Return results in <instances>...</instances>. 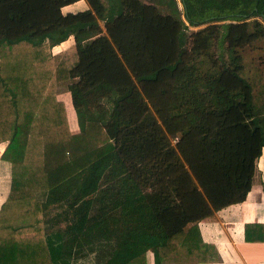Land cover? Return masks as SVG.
I'll return each instance as SVG.
<instances>
[{
	"label": "trees",
	"instance_id": "trees-1",
	"mask_svg": "<svg viewBox=\"0 0 264 264\" xmlns=\"http://www.w3.org/2000/svg\"><path fill=\"white\" fill-rule=\"evenodd\" d=\"M73 1L0 0V159L10 165L0 264H52L45 230L70 215L67 229L78 223L112 241L125 231L134 251L124 264H145L147 249L155 264L207 262L197 222L245 199L264 146L238 53L264 37V0H180L191 26L231 21L215 73L186 54L179 16L140 0H87L90 9L63 13ZM253 16L262 23L242 22ZM71 79L76 133L57 97ZM169 79L174 125L141 128ZM51 204L62 210L46 218Z\"/></svg>",
	"mask_w": 264,
	"mask_h": 264
},
{
	"label": "crops",
	"instance_id": "crops-1",
	"mask_svg": "<svg viewBox=\"0 0 264 264\" xmlns=\"http://www.w3.org/2000/svg\"><path fill=\"white\" fill-rule=\"evenodd\" d=\"M66 91L69 92L68 87ZM65 93L63 98H60L57 92V97L64 101L68 119L69 116L75 118L74 110H68L65 101L68 93ZM69 122L71 131L78 132V123L70 119ZM1 145L0 154L4 150ZM3 163L0 165V205L8 193L10 182V169ZM56 207L62 208L60 204ZM57 212H50V216L46 215V218L54 216ZM65 218L66 220L64 216L61 219L59 217V222L53 223L52 228L45 230L44 241L52 264H124L132 256L131 251H134V248L126 243L125 231H122L119 241H112L100 236L95 230L81 231L78 223H71V227H75L67 229L71 215ZM120 219L124 221L123 215ZM197 225L203 241L212 247L209 260L200 264H264V146L256 160L252 186L245 199L215 211L211 216L199 220ZM108 228L111 230L112 226ZM135 250L141 252L144 248ZM145 261V264H155L151 249L146 250Z\"/></svg>",
	"mask_w": 264,
	"mask_h": 264
},
{
	"label": "rangeland",
	"instance_id": "rangeland-1",
	"mask_svg": "<svg viewBox=\"0 0 264 264\" xmlns=\"http://www.w3.org/2000/svg\"><path fill=\"white\" fill-rule=\"evenodd\" d=\"M102 3L108 8L109 1L101 0ZM144 4L154 5L160 13L162 14H171L177 15L184 21V32H183V48L187 52H191L193 56L197 55L196 64L200 67V71L203 73H215L217 69H211V64L220 65V61L226 59V34L227 27L231 21H218V22H210L205 23L200 26H191L189 25L185 19L183 14V6L180 0H140ZM86 9H90V5L87 0H76L72 3H69L62 7L61 11L63 13H76ZM176 11H179L178 13ZM97 22L101 29L100 35H107L106 31V21L105 19L97 18ZM233 22V21H232ZM241 22V21H240ZM250 25L252 23H262V20L259 16H253L246 21ZM235 23V22H234ZM74 38L71 36L62 44L58 45L54 49L51 50V55L58 54L63 52L71 45H74ZM195 46L196 49L194 48ZM239 56L241 57V64L243 70L240 72L242 77L250 82L252 85V94H253V115L256 118H259L260 121L264 120V37L254 41L251 45L242 48L239 52ZM186 57V56H185ZM194 58V57H193ZM73 82L72 79L66 82H63L61 85L57 86V92L60 98H63V94L66 91L69 83ZM173 80H168L162 83L161 85V94L156 97L154 100L149 101L147 103L148 111L145 114L144 118L140 122V127L144 128L148 126V124L152 122L163 124L166 128L168 125L173 126L174 123L171 121V116L169 115L170 109H173L175 106L174 93L177 89L176 85H172ZM197 80H194V83ZM68 93V94H67ZM65 101L67 102V107L69 112L73 110V106L71 107V97L70 93L67 92ZM71 103V104H70ZM70 121L74 120L77 124V118L69 116ZM166 122L168 125H166ZM177 125H182V121ZM176 124V123H175ZM78 130V129H76ZM173 143H175L178 139L177 137H173ZM2 146V145H1ZM4 147V146H3ZM1 148V147H0ZM5 148V147H4ZM3 149V148H2ZM1 152V150H0ZM3 152V151H2ZM1 155V154H0ZM3 163L0 160V165ZM3 165L10 169V165L8 162H4ZM2 166V165H1ZM0 171L2 168L0 167ZM150 191L149 189H147ZM59 204L52 205L48 210H46V215L50 216L54 212L58 210H62V208H57ZM64 208V207H63ZM225 208V207H224ZM45 215V216H46Z\"/></svg>",
	"mask_w": 264,
	"mask_h": 264
},
{
	"label": "water",
	"instance_id": "water-1",
	"mask_svg": "<svg viewBox=\"0 0 264 264\" xmlns=\"http://www.w3.org/2000/svg\"><path fill=\"white\" fill-rule=\"evenodd\" d=\"M48 40V39H47ZM49 44V43H48ZM50 47V46H49ZM50 50V49H49ZM34 51H36V46H34L33 48H32V54L34 53ZM43 61V60H42ZM41 62V61H40Z\"/></svg>",
	"mask_w": 264,
	"mask_h": 264
}]
</instances>
